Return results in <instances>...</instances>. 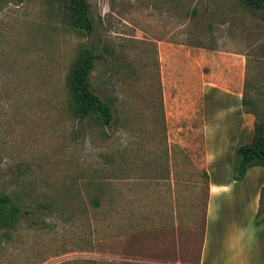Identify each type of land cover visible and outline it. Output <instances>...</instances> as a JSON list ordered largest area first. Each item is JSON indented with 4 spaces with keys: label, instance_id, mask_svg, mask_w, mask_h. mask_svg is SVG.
Returning <instances> with one entry per match:
<instances>
[{
    "label": "rangeland",
    "instance_id": "374dc122",
    "mask_svg": "<svg viewBox=\"0 0 264 264\" xmlns=\"http://www.w3.org/2000/svg\"><path fill=\"white\" fill-rule=\"evenodd\" d=\"M86 3L89 35L67 26L57 0H0V197L17 209L0 219V264H197L203 92L244 99L251 131L264 122V11ZM84 49L98 56L88 85L111 107L107 126L72 110ZM212 100L205 116L228 121V103ZM247 202L215 214L241 216L243 259L264 264V221Z\"/></svg>",
    "mask_w": 264,
    "mask_h": 264
},
{
    "label": "crops",
    "instance_id": "0c3cea01",
    "mask_svg": "<svg viewBox=\"0 0 264 264\" xmlns=\"http://www.w3.org/2000/svg\"><path fill=\"white\" fill-rule=\"evenodd\" d=\"M206 90L205 94L203 92V101L204 104L206 102L210 104V100L214 97L210 99L205 95L214 91L210 92L209 88ZM216 95L212 103L215 104L220 99L228 103L225 117L229 116V120H222L221 124L216 125L217 115H214L213 120L207 118L203 104L200 141L203 157L202 176L206 183V196L203 218L199 226L201 235L197 264H248L243 259L244 251L240 250L244 239L239 243L245 237L241 232L243 228L239 222L235 221L241 216L234 213L225 216L215 214V211L220 209V205L224 207L225 203L233 204L231 207H235L238 202L242 201H248L247 203L251 204L255 211L258 206L260 189L264 185V171L260 167H251L246 170L241 180L237 182L231 180V157L234 148L247 141L251 131V118L247 112L243 113L241 102L235 104L234 100L236 101L237 98L240 101V98L229 97L227 99L226 95L219 93ZM236 96L239 95L236 94ZM263 244L264 241L261 242V246ZM257 253L260 254V251Z\"/></svg>",
    "mask_w": 264,
    "mask_h": 264
},
{
    "label": "trees",
    "instance_id": "16d2710c",
    "mask_svg": "<svg viewBox=\"0 0 264 264\" xmlns=\"http://www.w3.org/2000/svg\"><path fill=\"white\" fill-rule=\"evenodd\" d=\"M60 15L68 27L89 35L92 32V22L88 13L86 0H57ZM245 6L255 10L264 11V0H239ZM98 56L91 49H84L81 58L71 69L68 78V87L72 97V110L78 120H83L94 115L104 126H107L112 117L109 104L102 102L91 93L88 85V75L92 70ZM241 103L245 107V100ZM260 167L264 171V122H254L252 136L248 144H238L233 151L231 165V179L234 182L241 180L247 169ZM264 196V185L260 189L258 206L255 218L260 216L257 222L264 221V209L261 206ZM3 211H9L10 215L17 209L8 205L5 197H0V219L5 220Z\"/></svg>",
    "mask_w": 264,
    "mask_h": 264
}]
</instances>
